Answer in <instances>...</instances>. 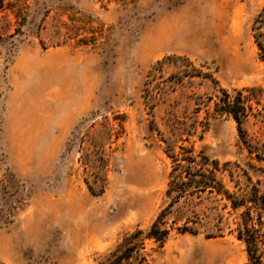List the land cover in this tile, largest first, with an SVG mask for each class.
Here are the masks:
<instances>
[{"label":"rangeland","instance_id":"374dc122","mask_svg":"<svg viewBox=\"0 0 264 264\" xmlns=\"http://www.w3.org/2000/svg\"><path fill=\"white\" fill-rule=\"evenodd\" d=\"M16 8L20 25L0 21V264H111L129 248L117 264H249L236 214L209 203L175 207L198 215L196 235L146 234L180 147L236 195L264 191V0ZM220 89L249 108L247 145L215 111Z\"/></svg>","mask_w":264,"mask_h":264},{"label":"trees","instance_id":"16d2710c","mask_svg":"<svg viewBox=\"0 0 264 264\" xmlns=\"http://www.w3.org/2000/svg\"><path fill=\"white\" fill-rule=\"evenodd\" d=\"M18 2L20 0H0V21L8 17L3 16V12L7 10L11 11L15 23L20 25L18 21L24 19V14L22 10L16 8ZM258 47L264 52L260 43ZM219 93L221 96L215 103V111L233 119L242 142L247 145L242 125L248 117L249 108L242 94L236 92L235 96L231 97L223 89H220ZM168 158L171 161V170L164 192L165 202L150 225L146 238L161 247L172 231L181 235H196L200 226L198 215L191 210L188 214L176 216L175 207L181 202L195 206L205 202L209 203L214 211L228 210V213L236 214L235 237L244 244L249 264H264V257L259 252V245L264 239V191L251 186L244 194L236 195L231 192L220 179L224 170L219 163L211 161L203 153H195L192 146L180 147L179 152L168 154ZM245 177L250 183V177L247 175ZM206 237L214 236L207 234ZM131 251V248L127 249L122 258L119 257L111 264L128 259Z\"/></svg>","mask_w":264,"mask_h":264}]
</instances>
